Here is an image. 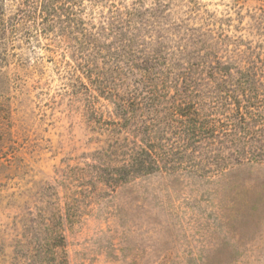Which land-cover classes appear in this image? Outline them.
<instances>
[{
  "label": "rangeland",
  "instance_id": "rangeland-1",
  "mask_svg": "<svg viewBox=\"0 0 264 264\" xmlns=\"http://www.w3.org/2000/svg\"><path fill=\"white\" fill-rule=\"evenodd\" d=\"M36 2L0 0V264H264V160L199 139L174 171L97 176L118 98L148 122L227 86L264 122V0ZM93 47L110 90L73 54Z\"/></svg>",
  "mask_w": 264,
  "mask_h": 264
},
{
  "label": "trees",
  "instance_id": "trees-1",
  "mask_svg": "<svg viewBox=\"0 0 264 264\" xmlns=\"http://www.w3.org/2000/svg\"><path fill=\"white\" fill-rule=\"evenodd\" d=\"M36 1L41 14L50 10L49 5L52 0ZM159 7L165 6L163 4ZM76 52L81 53L78 55L79 65H86L83 72L87 75L89 82L95 87L110 90L109 87L104 86L109 85L110 76L107 72L112 73V70L99 68L96 64L101 54L100 50L93 47L89 49V53L85 54L84 49L79 48L73 54ZM143 61L134 66L130 65L129 72L135 69L149 74L154 70V65L148 66L149 60H146L145 64ZM115 70L121 73L119 67ZM224 89L226 90L223 96L220 91L221 94L214 97L213 101L203 99L197 102L196 106L192 103H176L164 108L162 114V109L157 111L159 106H153L158 107L155 108L156 113L148 108L146 110L147 117H149L148 122L142 115L144 102H135V98L123 101L118 98L116 102H113L115 114L112 116L114 118L110 120V124H107L110 126L107 129L110 144L106 149L99 151L101 164L97 171L98 178L104 185L115 186L119 183H126L135 176L174 171L177 167L175 157L179 154L177 152L187 147L190 142L198 143L199 139L216 141L222 146L224 143L228 144L229 147L225 148L229 149L238 159L264 160V122L257 123V115L253 114L248 106L252 98L244 92L243 100L240 101L238 97L228 93L227 86ZM138 111H140L139 114H137ZM220 116L224 119L220 120ZM168 131L171 134L177 132L175 133L179 138L177 143H180L177 144L178 148L175 147L176 143L169 139ZM122 134L125 135L121 138Z\"/></svg>",
  "mask_w": 264,
  "mask_h": 264
}]
</instances>
